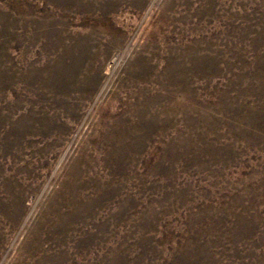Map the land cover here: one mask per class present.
<instances>
[{
    "label": "rangeland",
    "instance_id": "rangeland-1",
    "mask_svg": "<svg viewBox=\"0 0 264 264\" xmlns=\"http://www.w3.org/2000/svg\"><path fill=\"white\" fill-rule=\"evenodd\" d=\"M0 264H264V0H0Z\"/></svg>",
    "mask_w": 264,
    "mask_h": 264
}]
</instances>
